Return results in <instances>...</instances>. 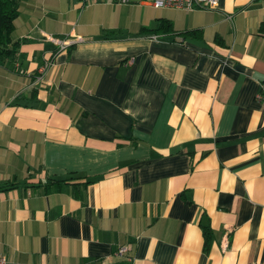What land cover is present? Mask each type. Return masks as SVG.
I'll return each mask as SVG.
<instances>
[{
    "label": "crops",
    "instance_id": "crops-1",
    "mask_svg": "<svg viewBox=\"0 0 264 264\" xmlns=\"http://www.w3.org/2000/svg\"><path fill=\"white\" fill-rule=\"evenodd\" d=\"M11 38L7 264H264V0H22Z\"/></svg>",
    "mask_w": 264,
    "mask_h": 264
},
{
    "label": "built area",
    "instance_id": "built-area-1",
    "mask_svg": "<svg viewBox=\"0 0 264 264\" xmlns=\"http://www.w3.org/2000/svg\"><path fill=\"white\" fill-rule=\"evenodd\" d=\"M97 1H108L111 3H128L129 0H97ZM151 4L156 8L161 7H173L192 10L195 8L203 9H215L219 3V0H149ZM50 41H53L56 46L55 49L51 51L48 57L44 58L42 65L38 68V78L41 79L48 68L53 64L54 55L61 51L65 50L71 43L72 40L65 39H56L52 35L47 36ZM255 100L262 105H264V89H261L256 95ZM126 247H119L116 250V255L121 256L125 253ZM0 264H7L6 257L0 255Z\"/></svg>",
    "mask_w": 264,
    "mask_h": 264
},
{
    "label": "trees",
    "instance_id": "trees-1",
    "mask_svg": "<svg viewBox=\"0 0 264 264\" xmlns=\"http://www.w3.org/2000/svg\"><path fill=\"white\" fill-rule=\"evenodd\" d=\"M22 0H0V61L12 58L20 46V41L12 40L11 33L14 29V20L19 15V4ZM160 33L172 32V23L166 19L159 20ZM57 182H67L66 179ZM203 234L209 240L211 230L209 226L203 225ZM208 242V241H206Z\"/></svg>",
    "mask_w": 264,
    "mask_h": 264
},
{
    "label": "rangeland",
    "instance_id": "rangeland-1",
    "mask_svg": "<svg viewBox=\"0 0 264 264\" xmlns=\"http://www.w3.org/2000/svg\"><path fill=\"white\" fill-rule=\"evenodd\" d=\"M143 13V12H142ZM142 19V16H141V14L139 13V21Z\"/></svg>",
    "mask_w": 264,
    "mask_h": 264
}]
</instances>
